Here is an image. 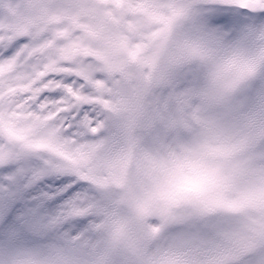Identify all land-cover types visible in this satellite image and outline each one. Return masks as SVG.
<instances>
[{"label":"clouds","instance_id":"clouds-1","mask_svg":"<svg viewBox=\"0 0 264 264\" xmlns=\"http://www.w3.org/2000/svg\"><path fill=\"white\" fill-rule=\"evenodd\" d=\"M30 2L0 0V20L9 6L23 11ZM150 2L165 10L172 6L181 17L165 43L145 51L151 66L141 72L129 62L137 78L111 97L106 127L97 137L105 141L99 156L106 162L97 175L111 198L94 216L100 238L94 264H111L113 256L118 264H216L228 246L225 233L240 219L225 207L250 205L251 215L264 209V88L259 101L255 92L244 93L264 73V40L207 23L202 0ZM158 28L153 24L146 31ZM146 88L150 93L142 96ZM153 93L180 100L169 104L174 126L158 137L146 129ZM60 155L71 168L82 159L71 151ZM207 207L216 209L205 217L214 226L213 246L171 238L183 230L171 217L195 216ZM9 264L47 262L20 253Z\"/></svg>","mask_w":264,"mask_h":264},{"label":"snow or ice","instance_id":"snow-or-ice-1","mask_svg":"<svg viewBox=\"0 0 264 264\" xmlns=\"http://www.w3.org/2000/svg\"><path fill=\"white\" fill-rule=\"evenodd\" d=\"M202 4L207 23L236 31L251 22L244 33H258L264 40V0ZM23 7L21 11L20 6H9L0 20V168L21 170L29 182L71 174L106 190L97 175L106 164L99 156L105 141L97 137L106 127L111 97L137 78L129 71V62L137 63L141 72L151 66L145 51L157 41H167L181 13L150 0H32ZM153 24L159 28L149 34L146 28ZM149 93L146 88L142 96ZM170 102L179 105V96L152 94L154 112L146 122L150 134L158 137L174 126L168 115ZM46 144L60 151L53 152ZM63 151L82 157L76 168L63 163ZM26 162L30 168L25 169ZM100 203L78 197L62 214L95 216ZM250 207H225L240 219L225 233L228 246L216 264H251L252 257H264V209L251 215ZM215 211L207 207L195 216L171 217L187 229L178 242L213 246L214 226L205 217ZM162 215L168 217L166 211ZM158 231L152 228L153 233Z\"/></svg>","mask_w":264,"mask_h":264},{"label":"rangeland","instance_id":"rangeland-1","mask_svg":"<svg viewBox=\"0 0 264 264\" xmlns=\"http://www.w3.org/2000/svg\"><path fill=\"white\" fill-rule=\"evenodd\" d=\"M252 26L251 22L242 24L236 31L243 34L245 29ZM261 88H264V73L258 74L256 80L244 89V93L247 95L249 92H255L259 101ZM2 158L0 156V159ZM30 167L26 162L25 169ZM78 197L103 202L111 198V193L91 187L71 174L45 175L29 182L21 170L10 169L9 172H4L0 168V264H9V261L20 253H28L35 259L46 261L47 264H59L46 252L26 247L23 244V236L24 233L29 234L45 226L47 220L77 215L62 213ZM23 221H26L24 226ZM186 231L187 229L178 231L171 238L178 241L180 234ZM261 259L264 257L256 255L252 257L251 264H260Z\"/></svg>","mask_w":264,"mask_h":264},{"label":"bare ground","instance_id":"bare-ground-1","mask_svg":"<svg viewBox=\"0 0 264 264\" xmlns=\"http://www.w3.org/2000/svg\"><path fill=\"white\" fill-rule=\"evenodd\" d=\"M94 223V216L55 217L47 220L45 226L39 229L35 226L36 230L24 233L23 244L46 252L59 264H94L99 259L100 245V238L93 230ZM118 259L111 257V264H118Z\"/></svg>","mask_w":264,"mask_h":264}]
</instances>
